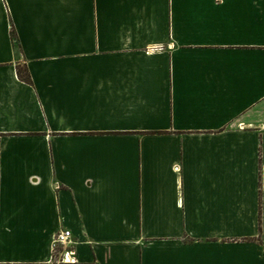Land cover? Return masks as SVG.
<instances>
[{"label":"crops","instance_id":"crops-1","mask_svg":"<svg viewBox=\"0 0 264 264\" xmlns=\"http://www.w3.org/2000/svg\"><path fill=\"white\" fill-rule=\"evenodd\" d=\"M0 264H264V0H0Z\"/></svg>","mask_w":264,"mask_h":264},{"label":"built area","instance_id":"built-area-1","mask_svg":"<svg viewBox=\"0 0 264 264\" xmlns=\"http://www.w3.org/2000/svg\"><path fill=\"white\" fill-rule=\"evenodd\" d=\"M72 242L70 230L62 228L54 234L51 240V247L54 251H58V255L62 257L61 260H72Z\"/></svg>","mask_w":264,"mask_h":264},{"label":"trees","instance_id":"trees-1","mask_svg":"<svg viewBox=\"0 0 264 264\" xmlns=\"http://www.w3.org/2000/svg\"><path fill=\"white\" fill-rule=\"evenodd\" d=\"M11 37H12V42L14 44H16V37H15V33H14L13 28H11ZM16 71H17V74H18L20 79L25 80V81H29V76H28V73H27V70L25 67H19L18 66L16 68Z\"/></svg>","mask_w":264,"mask_h":264}]
</instances>
